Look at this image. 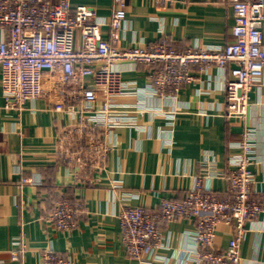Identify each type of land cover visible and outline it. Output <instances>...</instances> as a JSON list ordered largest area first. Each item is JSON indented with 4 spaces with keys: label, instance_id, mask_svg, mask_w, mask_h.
<instances>
[{
    "label": "crops",
    "instance_id": "1",
    "mask_svg": "<svg viewBox=\"0 0 264 264\" xmlns=\"http://www.w3.org/2000/svg\"><path fill=\"white\" fill-rule=\"evenodd\" d=\"M69 2L91 6L101 19H110L112 0ZM124 3L126 19L118 42L122 49L165 42L178 50L197 45L221 51L232 40L235 18L227 0ZM102 30L106 37L108 26ZM262 31L264 49V23ZM7 35V29L0 27V41ZM60 42L78 47L79 30L61 33ZM229 65H209L204 70L188 65L195 80L182 85L175 96L166 97L147 91L150 66L117 61L111 80L132 88L111 95L109 101L111 111L123 114L126 121L103 135L112 149L104 165L89 172L95 182L82 186L74 185L73 171L57 157L59 129L76 123L72 114L55 110L47 95L28 101L22 109L10 108L0 86V264H39L40 252L48 247L69 254L73 264H200L190 252L193 218L159 222L162 246L154 250L153 258L137 262L127 256L120 242L117 215L125 206L153 207L163 198H181L204 168L214 176L204 178L203 184L220 198H229V157L238 151L245 127L252 131L262 160L252 166L255 181L250 197H264V77L249 91L245 115L228 113L222 85ZM83 81L98 87L92 77ZM97 93L93 105L100 108L105 94L101 87ZM21 175L44 184L23 183ZM67 193L83 200L84 211L77 227L59 230L46 217L49 199ZM233 232L230 224L218 222L215 249L224 250ZM21 240L26 246L13 261L10 250ZM239 255L240 264H264V215L245 221Z\"/></svg>",
    "mask_w": 264,
    "mask_h": 264
},
{
    "label": "built area",
    "instance_id": "2",
    "mask_svg": "<svg viewBox=\"0 0 264 264\" xmlns=\"http://www.w3.org/2000/svg\"><path fill=\"white\" fill-rule=\"evenodd\" d=\"M227 1L235 18L232 40L223 50L210 51L197 45L178 50L165 42L120 48V32L126 19L124 0H112L108 21L101 19L93 7L71 6L69 0H0V27L8 33L0 41V86L5 103L22 109L28 101L47 95L55 110L72 114L76 123L59 129L57 157L73 171L76 186L95 182L89 172L99 170L112 149L103 135L126 121L123 114L111 111L109 101L111 95L125 94L132 88L111 80L117 61L132 60L150 66L147 91L166 97L175 96L182 85L195 80L188 65L204 70L209 65L225 68L230 63L222 85L225 108L228 113L244 116L250 89L264 77V4L262 0ZM104 25L108 26L106 37ZM73 29L80 32L78 47L60 42V34ZM87 76L96 80L98 87L86 84L83 79ZM99 87L105 98L100 108H95ZM255 147L253 133L245 127L238 151L229 157V198H220L203 184L204 178L214 176L204 168L181 198H163L153 207H123L117 216L120 242L127 256L137 262L153 258L154 250L162 246L159 222L188 217L195 221V233L189 241L191 256L197 263L240 264L245 221L264 215V197H250L255 181L252 166L262 161ZM20 181L38 186L42 183L24 175ZM50 205L46 217L56 229L77 227L78 216L84 211L80 197L69 199L63 195ZM218 222L234 229L224 250L215 249L213 244ZM15 245L10 250L13 261L19 259L26 246L22 240ZM39 264H73V259L48 247L40 252Z\"/></svg>",
    "mask_w": 264,
    "mask_h": 264
},
{
    "label": "trees",
    "instance_id": "3",
    "mask_svg": "<svg viewBox=\"0 0 264 264\" xmlns=\"http://www.w3.org/2000/svg\"><path fill=\"white\" fill-rule=\"evenodd\" d=\"M49 183H50V182H49ZM42 184H44V183L42 182L41 185H42ZM50 185H51V183L48 185V187H50ZM48 187H47V188H48ZM61 196H63V195H61ZM61 196H59V195H58L57 197H55V196H51V199H49V200H50V203H51L52 200H54V199H56V198H58V197H61ZM65 196H66V195H65ZM67 197H68L69 199H73V198L71 197V194H68V193H67Z\"/></svg>",
    "mask_w": 264,
    "mask_h": 264
}]
</instances>
